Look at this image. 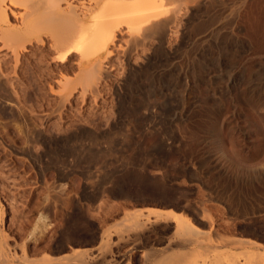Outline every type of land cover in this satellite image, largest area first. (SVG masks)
I'll return each instance as SVG.
<instances>
[{"label": "rangeland", "instance_id": "obj_1", "mask_svg": "<svg viewBox=\"0 0 264 264\" xmlns=\"http://www.w3.org/2000/svg\"><path fill=\"white\" fill-rule=\"evenodd\" d=\"M164 1L176 9L163 32L117 31L84 91L61 90L77 59L48 44L26 47L40 69L0 66V232L33 259L9 264H70L105 228L154 211L204 231L186 252L264 251V0ZM7 51L0 38V63Z\"/></svg>", "mask_w": 264, "mask_h": 264}, {"label": "bare ground", "instance_id": "obj_2", "mask_svg": "<svg viewBox=\"0 0 264 264\" xmlns=\"http://www.w3.org/2000/svg\"><path fill=\"white\" fill-rule=\"evenodd\" d=\"M186 1L191 2L194 0ZM172 3L174 2L167 3L164 0H87L86 2L84 0H0V38L2 45L8 50L4 55L9 54L8 58L1 60L0 66L6 69L4 65L5 60L11 59L14 62V73L22 65L32 61V63L35 62L33 64L34 68L37 67V69H40L41 56H38L39 58H30L26 54V47L27 44L33 41L36 43L39 42L42 45L48 44L55 52L54 59L59 62H67L71 57H76L77 59L79 72L76 79L69 80L67 77H63L62 80L65 79V81L61 80V83H59L61 84L59 85L61 90L70 92L73 89L75 90L76 86L79 85L82 91H84L94 83L97 72L101 70L102 60L107 59L108 53H110L108 48L116 39L117 31L124 28L125 31H128L135 37L140 34L147 36L161 34L165 26L171 22L170 16L174 9H176ZM20 6L22 10L16 11V8ZM11 17L16 22H11ZM258 178H264V175L262 174ZM237 179L239 180V178ZM225 189L227 190L228 188ZM233 191H236V189ZM215 198L213 197V199ZM232 205L235 207L234 204ZM262 208L264 211V207ZM154 212H156V214L154 213L156 216L152 219L149 216L142 217L140 214H131L132 217L128 223L122 225L121 222L119 223L121 226L118 227L116 225V228L113 229L111 228L115 224L112 227L105 228L99 235L98 246L93 248L91 244L90 248L78 250L73 255L74 257L71 256L73 261H70V264H134L137 260L142 262V264H264V251L259 250H245L238 254L235 252H223L215 256L214 254L213 256L204 255V253L202 254L196 249L186 252L183 249L189 244H201L203 242L200 234L204 231L199 230L195 225L196 223L194 224L190 217L181 211ZM256 212L255 214H257ZM42 216L41 214L39 217L40 220ZM194 219L196 222H201L202 225H205V222L201 221L205 217ZM37 221H39L38 218ZM32 229V233H34L35 230H39L40 228L38 229L35 223ZM227 230L229 231L230 229ZM32 233H29V235H32ZM38 233L36 232V234ZM166 233L168 235L163 236ZM206 234L205 238L207 236ZM80 237L82 238V236ZM69 238L65 235V241H69ZM88 238L89 236L86 239ZM6 240L3 239L0 232V258L3 261L0 260L2 262L6 261L4 264H9L12 259L17 260L18 254L21 260L23 259L27 262L33 260L26 255L27 250L25 249L27 247L20 243L17 247V244H10ZM84 241L86 244L87 240ZM223 241L225 244L246 242V240L236 236L222 237ZM162 242H165L166 250L159 252L156 247L157 252L155 246L160 243L162 245ZM15 247L18 248L19 253H17ZM239 254L243 255V260L239 259ZM44 257H42V260H46V257ZM66 259L69 258L66 257ZM42 263L48 264L49 262Z\"/></svg>", "mask_w": 264, "mask_h": 264}]
</instances>
